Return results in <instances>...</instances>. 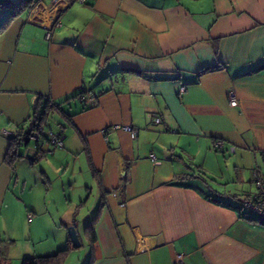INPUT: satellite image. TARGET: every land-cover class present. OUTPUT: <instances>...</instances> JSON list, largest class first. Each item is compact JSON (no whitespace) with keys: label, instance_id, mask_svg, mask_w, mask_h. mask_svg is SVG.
Here are the masks:
<instances>
[{"label":"crops","instance_id":"0c3cea01","mask_svg":"<svg viewBox=\"0 0 264 264\" xmlns=\"http://www.w3.org/2000/svg\"><path fill=\"white\" fill-rule=\"evenodd\" d=\"M43 97L63 138L33 162L46 164L45 192L63 194L51 214L23 158L5 161ZM255 170L264 174V0H36L0 31V264L65 247L68 235L26 234L24 222L46 218L79 234L64 264H87L82 229L96 210L92 264H264V224L240 208Z\"/></svg>","mask_w":264,"mask_h":264},{"label":"trees","instance_id":"16d2710c","mask_svg":"<svg viewBox=\"0 0 264 264\" xmlns=\"http://www.w3.org/2000/svg\"><path fill=\"white\" fill-rule=\"evenodd\" d=\"M72 2V0H70ZM36 3V0H3L0 2V12L4 9H7V15L0 23V31H2L8 22L18 15L20 12L24 10H28L33 7ZM85 92V88H81L76 96L83 95ZM43 100L39 98V101L36 107L33 110V115L36 117L37 115L40 116L41 120L46 124V119L50 109L54 106L51 104V101ZM47 125V124H46ZM21 145H31V142L28 140V135L26 134V128L21 133L10 137L9 139V146L7 148V152L5 154V161L8 164H13V162L21 157L19 154V146ZM44 148L42 145L37 146V151L34 154H29L31 156V162H35L38 159L42 158ZM240 208L242 205L240 203ZM98 217V211L96 210L91 219L85 223L83 226L82 232L83 236L87 240V244L89 247V258L87 264H92L98 254V249L96 247L97 243V235L95 230V222ZM250 219V218H249ZM252 221H256V217L251 219ZM75 226V225H74ZM77 248L72 246L70 239H68L67 244L65 247L58 249L54 253L46 254V255H34V256H26L22 258L21 264H64L65 260L67 259L69 253Z\"/></svg>","mask_w":264,"mask_h":264},{"label":"built area","instance_id":"2783aa9c","mask_svg":"<svg viewBox=\"0 0 264 264\" xmlns=\"http://www.w3.org/2000/svg\"><path fill=\"white\" fill-rule=\"evenodd\" d=\"M53 3H56L61 0H52ZM72 3L86 4L87 0H72ZM59 25V23H57ZM51 36V29L49 28L46 31L45 38L49 39ZM184 91V87L180 88V92ZM83 97V95H81ZM42 102L48 100L47 97L42 98ZM231 105L236 104V100L232 98L230 100ZM161 116L152 114L151 122L153 124H158L161 122ZM113 128L118 129L122 128L128 131L132 137H135L137 134V129L131 125H121L114 124ZM26 134L28 135V140L31 142L29 146V153L34 154L37 151V146L42 145L45 146L55 145L62 146L63 138L60 132L53 131L41 120L40 116H33L29 123L26 126ZM214 147L218 150H223V144L221 140H216L214 142ZM45 149V148H44ZM152 160L158 162L155 157H151ZM252 183L255 187L254 191L249 194V196L241 201L242 208L251 211L255 214L256 222L264 224V174L254 171L252 175ZM175 264H183L181 259V255H177V260Z\"/></svg>","mask_w":264,"mask_h":264},{"label":"rangeland","instance_id":"374dc122","mask_svg":"<svg viewBox=\"0 0 264 264\" xmlns=\"http://www.w3.org/2000/svg\"><path fill=\"white\" fill-rule=\"evenodd\" d=\"M26 147L21 145L19 146V154H21V157L23 159L19 160L21 162V164L19 165V168L22 170L23 174L27 175V177L29 179L32 180H37V183L34 184V188H35V193L40 194V198L41 196L46 197V199L48 200V211L51 214V210L54 209V206L52 205V201H54L56 203L57 206H60L61 203H63V194L56 188L54 189H49V191L45 192L46 190L43 187V183L42 180L39 181V177H40V171L42 170V168L46 165L43 162H38L36 164H34L33 162H31L30 159H28L26 157L27 152H26ZM65 169V167L62 169V171ZM220 174V175H219ZM222 175L224 177H220L221 176V172H217L215 176H219V179L217 180H221V178L225 181L227 180V175H225L224 172H222ZM52 177H54L53 173L51 175ZM254 186V185H253ZM57 187V186H56ZM66 188L68 189V186H66ZM56 189V190H55ZM255 187L253 188L254 191ZM88 199V198H87ZM96 200V197L94 198L93 196L89 199L88 202V206H87V214L92 212V208L94 205V202ZM72 225V224H67L64 223V225H61V223L56 222V223H51V221L49 219H44L43 221L40 222H33V224L31 225V227H29V222L26 221L22 224V226H24L26 229V234L28 229L30 228L33 232V235H36L35 230L42 228L39 232L38 235H68V226ZM78 225V223H77Z\"/></svg>","mask_w":264,"mask_h":264},{"label":"water","instance_id":"95a60500","mask_svg":"<svg viewBox=\"0 0 264 264\" xmlns=\"http://www.w3.org/2000/svg\"><path fill=\"white\" fill-rule=\"evenodd\" d=\"M26 157L30 160L32 159L29 154H27ZM67 230H68V236L72 243V246L75 248L79 247L81 245V241H80V237H79L76 227L74 225H69Z\"/></svg>","mask_w":264,"mask_h":264}]
</instances>
